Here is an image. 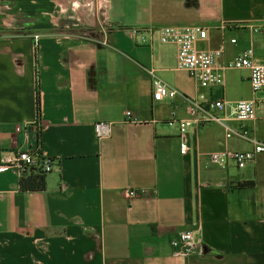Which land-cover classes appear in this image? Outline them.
I'll return each mask as SVG.
<instances>
[{
  "label": "crops",
  "instance_id": "obj_1",
  "mask_svg": "<svg viewBox=\"0 0 264 264\" xmlns=\"http://www.w3.org/2000/svg\"><path fill=\"white\" fill-rule=\"evenodd\" d=\"M175 26L207 28L199 49L226 41L222 62L253 49L264 63V0H0V158L40 148L55 161L42 190L0 173V264H264V154L223 169L212 153L253 144L217 122L167 124L189 118L187 98H225L238 131L235 103L249 99L227 98L229 71L224 89L199 87L177 47L145 31ZM155 78L177 96L155 102ZM259 120L245 126L264 142ZM186 231L203 254L174 255Z\"/></svg>",
  "mask_w": 264,
  "mask_h": 264
},
{
  "label": "built area",
  "instance_id": "obj_2",
  "mask_svg": "<svg viewBox=\"0 0 264 264\" xmlns=\"http://www.w3.org/2000/svg\"><path fill=\"white\" fill-rule=\"evenodd\" d=\"M100 29L109 28V24L102 22ZM225 23L222 28L227 27ZM146 34L150 37L157 35L162 44H172L177 47V69L184 71L196 82V84L204 89L219 88L224 89L226 83V73L232 70H248L249 81L254 93L264 90V63H260L255 59L253 49H247L238 54L229 62H222L226 50V41H222L216 48L199 49V42H206L209 39V31L204 27L187 26V27H160L157 29L148 28ZM144 31V33H145ZM255 33L264 32L263 28H255ZM142 32L139 28H132L130 34L136 38ZM151 39V38H150ZM235 45L236 39L229 41ZM107 43L106 40L103 42ZM142 43H148L146 38L142 39ZM153 85V100L162 102L166 99H174L177 92L173 90L162 80L155 78ZM190 104V116L188 119L171 118L167 121L169 126L178 125L182 134L186 133L189 127L204 126L211 122H217L226 126L228 137H238L249 141L253 144L252 150L236 151L222 150L214 152L210 155V160L221 168L227 167L232 162L234 165L243 169L257 158L264 154V142L253 137L245 124L257 120V112L260 103L256 100H240L235 103L234 117L236 121L241 123L240 130L227 126V119L220 116L226 110L228 102L225 98L210 100L203 96L196 99H188ZM37 124L41 127V112L38 108ZM127 121L138 123V119L131 112H127ZM18 132L22 130L20 126L16 129ZM111 133V123L99 122L95 124V134L98 139L108 138ZM189 150L186 142L181 143V153L186 154ZM55 161L42 153L41 149L17 151L9 156L0 158V173L16 172L20 179L29 176L32 172L35 174L48 175L54 169ZM130 197L137 196L134 191L129 193ZM175 247L174 255L178 257H187L196 254H203L204 247L198 241L194 231H186L182 233L176 241L173 242Z\"/></svg>",
  "mask_w": 264,
  "mask_h": 264
},
{
  "label": "rangeland",
  "instance_id": "obj_3",
  "mask_svg": "<svg viewBox=\"0 0 264 264\" xmlns=\"http://www.w3.org/2000/svg\"><path fill=\"white\" fill-rule=\"evenodd\" d=\"M245 70H234L227 73V98L231 99H249L260 103L261 109L258 110L259 122L264 123V90L254 93L250 82L246 79Z\"/></svg>",
  "mask_w": 264,
  "mask_h": 264
},
{
  "label": "trees",
  "instance_id": "obj_4",
  "mask_svg": "<svg viewBox=\"0 0 264 264\" xmlns=\"http://www.w3.org/2000/svg\"><path fill=\"white\" fill-rule=\"evenodd\" d=\"M46 175L35 174L32 172L29 176L21 179V188L23 190H42L45 188Z\"/></svg>",
  "mask_w": 264,
  "mask_h": 264
}]
</instances>
